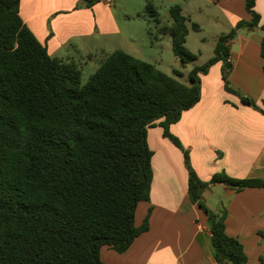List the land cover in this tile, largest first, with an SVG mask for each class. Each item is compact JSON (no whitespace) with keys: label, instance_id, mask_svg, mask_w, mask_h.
<instances>
[{"label":"trees","instance_id":"obj_1","mask_svg":"<svg viewBox=\"0 0 264 264\" xmlns=\"http://www.w3.org/2000/svg\"><path fill=\"white\" fill-rule=\"evenodd\" d=\"M81 1L92 6L100 0ZM245 1L252 20L221 36L214 57L193 68L187 85L178 79L181 71L171 77L121 50L83 82L78 63L51 56L24 24L21 0H0V264H103L104 247L127 252L149 231L150 215L137 226L136 212L150 201L148 133L156 127L184 154L189 198L211 222L216 263H248L244 245L227 234L226 213L211 212L202 194L217 183L264 189V179L219 174L203 182L170 131L200 103L201 76L227 60L238 30L264 32L257 0ZM170 14L173 52L186 67L197 60L186 42L199 26L180 6ZM261 47L264 58V38ZM224 80L227 91L258 109L230 86L228 75Z\"/></svg>","mask_w":264,"mask_h":264},{"label":"crops","instance_id":"obj_2","mask_svg":"<svg viewBox=\"0 0 264 264\" xmlns=\"http://www.w3.org/2000/svg\"><path fill=\"white\" fill-rule=\"evenodd\" d=\"M175 6L182 8L191 24L199 26L198 31H190L187 42L191 33L210 28L215 31V48L221 36L240 22L252 20L245 0H112V4L100 0L92 6L81 0H21L20 16L51 56L75 61L82 69L89 65L98 69L110 55L109 48L123 51L136 39L146 40L139 34L148 33L147 43L153 48L172 43L168 32L173 26L170 10ZM162 9L167 10V26L155 34L146 27L147 17L162 23ZM255 10L264 24V0H257ZM139 19L143 22L138 27ZM263 38L259 28L238 30L227 44V60L201 76L200 103L171 126L203 182L219 174L237 180L264 179ZM225 75L230 86L258 109L227 91ZM163 134L161 127L149 130L148 142L154 153L151 196L136 212L137 226L150 215L149 231L124 254L104 247L103 264H217L211 222L189 198L184 154ZM202 202L215 214L226 213L227 234L244 245L247 264H264V189L237 191L223 183L211 184L203 192Z\"/></svg>","mask_w":264,"mask_h":264},{"label":"rangeland","instance_id":"obj_3","mask_svg":"<svg viewBox=\"0 0 264 264\" xmlns=\"http://www.w3.org/2000/svg\"><path fill=\"white\" fill-rule=\"evenodd\" d=\"M131 12L135 9L130 8ZM161 17L163 22L159 23L156 20H153L151 17H147V25L146 27H151L155 34L158 33L159 28H165L167 26V10H161ZM150 21V24L148 23ZM137 26H140V23L143 22L142 19L137 21ZM146 24V23H145ZM138 27L136 28L138 31ZM135 29V28H134ZM211 31V32H210ZM140 36H146V40L144 39H136L131 48H124L123 51L135 57L136 59L145 61L154 65L158 70L163 73L171 76H174V71L179 70L183 73L182 78H178L182 83L190 85L189 82V74L193 70L194 67H200L205 65V63L214 57L215 55V47L212 45L216 41L215 39V31L208 28L207 32L203 33H191L188 38V42L186 44V48L193 54L197 56V60L194 63L188 64L186 67L182 66L180 59L174 54L173 47L171 41H166L160 44H155V47H151L150 43H147L149 38L148 33L139 34ZM139 36V38H140ZM207 39L208 42H203V39ZM215 44V43H214ZM109 53H113L112 49L109 48ZM97 67L95 68L92 65L83 68V82H86L95 72ZM221 214V213H220Z\"/></svg>","mask_w":264,"mask_h":264},{"label":"built area","instance_id":"obj_4","mask_svg":"<svg viewBox=\"0 0 264 264\" xmlns=\"http://www.w3.org/2000/svg\"><path fill=\"white\" fill-rule=\"evenodd\" d=\"M108 4H112V0H106Z\"/></svg>","mask_w":264,"mask_h":264},{"label":"water","instance_id":"obj_5","mask_svg":"<svg viewBox=\"0 0 264 264\" xmlns=\"http://www.w3.org/2000/svg\"><path fill=\"white\" fill-rule=\"evenodd\" d=\"M228 67H230V64H228Z\"/></svg>","mask_w":264,"mask_h":264}]
</instances>
